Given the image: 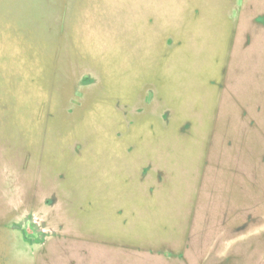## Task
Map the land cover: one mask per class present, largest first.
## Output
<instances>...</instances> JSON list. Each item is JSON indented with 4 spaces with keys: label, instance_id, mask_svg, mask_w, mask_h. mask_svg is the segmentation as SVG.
<instances>
[{
    "label": "rangeland",
    "instance_id": "1",
    "mask_svg": "<svg viewBox=\"0 0 264 264\" xmlns=\"http://www.w3.org/2000/svg\"><path fill=\"white\" fill-rule=\"evenodd\" d=\"M230 252L264 264V0H0V264Z\"/></svg>",
    "mask_w": 264,
    "mask_h": 264
},
{
    "label": "trees",
    "instance_id": "2",
    "mask_svg": "<svg viewBox=\"0 0 264 264\" xmlns=\"http://www.w3.org/2000/svg\"><path fill=\"white\" fill-rule=\"evenodd\" d=\"M231 252L227 256H225L219 260H216L217 262L216 261H214V262L210 261L208 264H228L227 259H229V258H232L233 260H238L239 262H241L239 264H242L243 260H244L243 256L240 253L239 254L233 253V255H232ZM231 264H236V263H234V261H233V263H231Z\"/></svg>",
    "mask_w": 264,
    "mask_h": 264
}]
</instances>
